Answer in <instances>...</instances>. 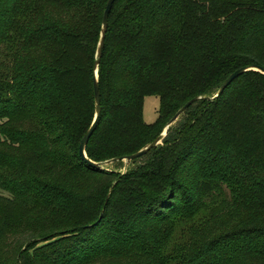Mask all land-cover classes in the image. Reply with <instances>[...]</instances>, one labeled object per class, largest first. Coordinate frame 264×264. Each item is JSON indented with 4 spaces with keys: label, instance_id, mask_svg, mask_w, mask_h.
<instances>
[{
    "label": "trees",
    "instance_id": "1",
    "mask_svg": "<svg viewBox=\"0 0 264 264\" xmlns=\"http://www.w3.org/2000/svg\"><path fill=\"white\" fill-rule=\"evenodd\" d=\"M106 1L0 0V264H264V73L190 104L122 173L79 155ZM250 65L264 0H114L86 155L138 151Z\"/></svg>",
    "mask_w": 264,
    "mask_h": 264
},
{
    "label": "water",
    "instance_id": "2",
    "mask_svg": "<svg viewBox=\"0 0 264 264\" xmlns=\"http://www.w3.org/2000/svg\"><path fill=\"white\" fill-rule=\"evenodd\" d=\"M114 0H107L105 3V7L102 13V19H101V31H100V36H99V41L97 44V48H96V54H95V61H94V79H93V96H94V117L92 120V123L90 124L89 128L86 130V132L84 133V135L82 136L79 146H78V153L81 156V158L83 160H85L87 163H89L92 166H95L97 168H106L104 164L106 163H110L116 160H130L132 158L141 156L142 154L146 153L148 150H150L151 148L155 147L156 145L160 144L163 137L166 135L167 129L168 127L179 117V115L193 102H195L196 100L199 99H204V100H212L215 97H217L219 94L222 93V91L224 90V88L238 75H240L241 73H243L244 71L247 70H257L260 71L262 73H264V69H262L259 66L256 65H250V66H244V67H240L236 70H234L232 73H230L225 79L224 81L221 83V85L219 86L217 92L215 95L213 96H194L191 99H189L187 102H185L176 112L175 114L170 118V120L168 121V123L166 124V126L164 127V129L161 131V133L159 135H157L155 137L154 140H152L150 143L146 144L145 146H143L142 148H140L138 151L134 152V153H129L126 155H122L119 157H111L105 160H101V161H97V160H92L90 159L86 153H85V145L87 144V141L89 139V137L91 136L93 130L95 129L99 117H100V112H101V108H100V94H99V89H98V85H97V67L100 61V57H101V53H102V48L104 45V37H105V32L107 29V24H108V16H109V12L112 6ZM124 171H121V173ZM107 201V198L105 200V203Z\"/></svg>",
    "mask_w": 264,
    "mask_h": 264
},
{
    "label": "rangeland",
    "instance_id": "3",
    "mask_svg": "<svg viewBox=\"0 0 264 264\" xmlns=\"http://www.w3.org/2000/svg\"><path fill=\"white\" fill-rule=\"evenodd\" d=\"M159 103H160V98L158 95H146L143 97V101H142L143 122L147 124H151L156 120L158 116ZM175 121L172 123V125L175 123ZM139 161L140 159H137L135 161L121 160V161H114V162L106 163L104 165L107 169H113L115 171H125L126 169L134 166ZM2 192H5V191L0 189V193Z\"/></svg>",
    "mask_w": 264,
    "mask_h": 264
}]
</instances>
